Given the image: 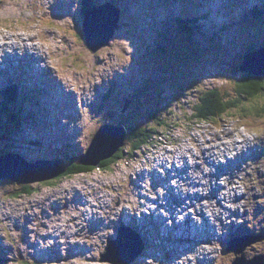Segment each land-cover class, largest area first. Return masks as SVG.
<instances>
[{
    "label": "rangeland",
    "instance_id": "374dc122",
    "mask_svg": "<svg viewBox=\"0 0 264 264\" xmlns=\"http://www.w3.org/2000/svg\"><path fill=\"white\" fill-rule=\"evenodd\" d=\"M87 1L91 7L110 2L120 10L119 30L96 54L82 33L84 0H0V157L12 153L29 163H68L86 153L103 125L128 130L154 118L173 128L159 129L151 147L134 157L126 152L107 171L29 185H43L33 195L18 196L23 186L0 179V264H112L101 262L108 240L118 237L121 226L137 232L140 225L150 242L133 264H232L235 254L226 249L233 234L253 229L252 235L264 236V115L248 120L257 127L226 116L221 130L196 126L191 116L210 90L236 98L237 82L245 76L237 64L247 50L264 47V0ZM10 84L19 91L14 89L15 103L6 112L2 96ZM242 142L252 155L243 149L242 158L232 160L234 182L219 179L210 186L209 167L216 173L219 162L235 158L221 156L223 144ZM256 147L261 156L253 160ZM193 160L205 174L197 168L182 172ZM194 180L207 190L197 189ZM216 182L227 187L223 198L231 191L239 199L223 202L237 215L217 237L208 225L214 232L209 244L198 238L185 242L176 231L182 227L170 228L185 219L184 210L196 217L198 208L174 207L177 193L168 188L210 193ZM206 215L213 223L212 213ZM244 254L247 260L264 255V241Z\"/></svg>",
    "mask_w": 264,
    "mask_h": 264
},
{
    "label": "water",
    "instance_id": "95a60500",
    "mask_svg": "<svg viewBox=\"0 0 264 264\" xmlns=\"http://www.w3.org/2000/svg\"><path fill=\"white\" fill-rule=\"evenodd\" d=\"M82 28L84 41L88 50L96 54L107 47L120 28V10L117 6L107 3L100 7L89 8L84 16ZM244 62L238 65L243 74L264 77V47L243 57ZM130 102L125 104L127 109ZM127 138L126 129L121 125H103L95 134L88 150L80 156L76 164L86 167H99L104 161L112 159L124 146ZM4 140L3 138L0 141ZM75 159V158H74ZM69 171L66 160L59 158L54 161L29 163L19 154H6L0 157V179L14 182L17 186H29L55 180ZM119 237L110 240L101 262L112 264H133L144 252L145 245L140 235L123 226L119 228ZM264 241L263 236H246L233 240L228 251L236 255L233 264H264V256L247 260L245 250Z\"/></svg>",
    "mask_w": 264,
    "mask_h": 264
},
{
    "label": "trees",
    "instance_id": "16d2710c",
    "mask_svg": "<svg viewBox=\"0 0 264 264\" xmlns=\"http://www.w3.org/2000/svg\"><path fill=\"white\" fill-rule=\"evenodd\" d=\"M92 4L87 0L83 2L82 13L83 16L86 11L91 8ZM184 24V23H183ZM14 89L18 91L15 85L10 86L7 89V93L2 96L3 104H8L4 107L5 111H9V107L15 103L16 93ZM243 102H249L248 105H244ZM160 121L158 114H153ZM264 115V77H259L251 74H245L242 80L237 82L236 98L228 99L223 96L217 89L210 90L199 97L197 105L194 107L191 121L195 122L196 126L203 123L215 124L222 126L224 118L228 116L230 119H238L239 121L255 120L260 121ZM152 124L140 125L134 123L130 128L123 126L127 131V138L124 146L115 154L112 159L104 161L99 167H86L76 164L77 159H71L68 162L69 171L61 177L68 176L74 177L79 174H89L95 170L107 171L115 164L124 161L126 158L125 153L129 152L131 157L140 153L145 147L149 148L155 142L156 137L159 134L161 128H173L171 125L160 121L155 124L156 119H151ZM251 122V121H249ZM255 123V122H251ZM129 143V149L126 150V143ZM60 178V177H59ZM59 178L54 182H58ZM47 183V182H46ZM55 184V183H52ZM37 189V188H36ZM36 189L29 186H23L15 194L18 196L20 193L26 195H33Z\"/></svg>",
    "mask_w": 264,
    "mask_h": 264
},
{
    "label": "bare ground",
    "instance_id": "6f19581e",
    "mask_svg": "<svg viewBox=\"0 0 264 264\" xmlns=\"http://www.w3.org/2000/svg\"><path fill=\"white\" fill-rule=\"evenodd\" d=\"M102 6V5H101ZM250 8H253V9H256V6L255 5H253L252 7H250ZM249 8V9H250ZM191 22V21H190ZM192 23V22H191ZM196 27V23L193 21V24H192V28H195ZM10 39V38H9ZM9 39L7 38L6 40L7 41H9ZM17 47V46H16ZM11 50V49H10ZM7 52V51H6ZM13 53V52H12ZM10 54V53H9ZM5 55V54H4ZM10 56V55H9ZM44 72H46L45 70H43ZM259 124H261V123H259ZM258 124V125H259ZM257 127V126H256ZM258 128H260V127H258ZM44 145V144H43ZM236 148V145H234V146H232V147H229L228 148V151H232V150H234ZM236 150H238V147L236 148ZM259 152H260V148H259ZM237 159H240V158H242V156H243V153H242V155L240 154V152H238L237 153ZM206 156H210L208 153H206ZM221 156H225V154L223 155V154H221ZM217 161H218V158L217 157H214ZM214 161V163H217V161ZM222 165V168H223V170L222 171H225L226 170V165L225 164H221ZM190 167V168H188V171H189V169H191V168H196V165L193 163L192 165H190L189 163L187 164V166L186 167ZM196 170V169H195ZM203 171H205L204 170V168H197V172H199V173H201V174H204V172ZM188 173V172H187ZM193 173L191 172V174H190V176H189V178H192L193 179ZM224 176L225 178H231L232 180H233V182H234V173H231V172H224V173H222L221 171H218V172H213V173H211V174H209V175H205V178L209 181V183H211L210 184V186L211 185H213V183H215V182H213L214 180H217L220 176ZM186 178V177H185ZM185 178H184V180H185ZM183 180V181H184ZM194 182H195V186H196V188L197 189H203V191H206L207 190V185H205V184H202L201 182H199L198 180H194ZM225 182V181H224ZM164 183V182H163ZM167 185V184H166ZM202 185V186H201ZM168 187V186H167ZM179 189H180V192H183L184 194L185 193H187L186 192V190H184V189H181L180 187H179ZM224 190H227V187H218V183H216L215 185H214V187H213V190H212V192H211V194H204L203 192H201V194H202V197H205V198H202V199H199V198H192V197H194L193 195H194V193L197 195V194H199V195H201L200 194V192H198V191H194L193 193H189L190 194V197L192 198V199H190V202L192 203V206L193 207H195V208H198L197 209V212H196V214H197V218H194L193 216H189L190 218H188V220L189 221H193V224H191V225H189V227H183L182 225H180V224H177V226H179V227H182V229H183V231L186 233V234H188V236H189V238L188 239H185L184 238V241L186 242L187 240L188 241H192L193 240V237H192V234L193 233H195V236H199V234H203L204 233V231H206V232H208V235H209V237H210V239L209 240H211L212 239V237H211V233L213 234L214 232V235L217 237V236H219L220 235V230H221V232L223 233L224 231H225V228L228 226V222H230V223H232V214L233 215H237V212L238 211H232L233 209L232 208H228V207H226V205H224V201H228V202H231L232 204H237L238 202H239V199L237 198V196H232V192L231 191H229V192H226V194H224L225 195V197L223 198V196L221 195V194H223V192H224ZM168 191L170 192V193H172V192H174V188L171 186V187H169L168 188ZM176 191V190H175ZM177 191H179V190H177ZM200 191V190H199ZM178 194V193H177ZM177 199V201L179 200V198H176ZM240 199H243V196L240 198ZM207 201L206 202V204H204L203 205V201ZM244 200H245V198H244ZM213 202V203H212ZM183 204V203H182ZM180 206V205H179ZM186 205L184 204V205H181L180 206V209H181V211H182V209L185 207ZM185 209V208H184ZM173 211H174V209H172ZM201 210V211H200ZM180 211V212H181ZM184 211H187V210H184ZM182 212V214H185L186 215V213L187 212ZM206 211H210L211 213H212V216H213V220H214V222H215V224L216 225H214V222L212 223L210 220H209V218H208V215H206ZM174 214V213H173ZM245 214H246V212H245ZM220 215H221V217H220ZM192 217H193V219H192ZM171 218L173 219V215H171ZM225 218V219H224ZM199 219H203V220H205V221H207L210 225H212L213 227H214V229H215V231L213 232V231H211V229L210 230H206L203 226H201L200 224H199ZM231 219V220H230ZM177 220V219H176ZM175 220V221H176ZM135 225V224H134ZM140 225V224H139ZM176 226V227H177ZM135 227H136V225H135ZM223 227V228H222ZM136 229H138V233L140 234V236H141V239H142V241L145 243V244H147V243H149L150 241H148V240H146V238H145V236H144V233H145V231H144V228L142 227V225H140L139 227H136ZM141 230V232H140V230ZM146 230V229H145ZM170 230L173 232V230H175V229H173V228H170ZM251 231H250V234H254V232H255V230H253V229H250ZM216 231H218V234L216 233ZM66 234V233H65ZM177 233L175 232V235H176ZM59 237H60V235H58ZM236 235H232L231 237H235ZM118 237H119V232H118ZM117 237V238H118ZM185 237V236H184ZM117 238H115V239H111V240H116ZM220 237H218L217 239H215V241L217 242V243H219L220 242ZM110 240H108V242H109ZM184 242V243H185ZM204 242L205 243H207V238H205L204 239ZM192 243V242H191ZM190 243V244H191ZM188 244V243H187ZM208 244V243H207ZM214 244V243H213ZM68 245H69V243H68ZM67 245V246H68ZM211 245V244H210ZM71 246V245H70ZM70 248V247H69ZM181 251V250H180ZM216 254H218L217 252H216Z\"/></svg>",
    "mask_w": 264,
    "mask_h": 264
},
{
    "label": "flooded vegetation",
    "instance_id": "af4514ba",
    "mask_svg": "<svg viewBox=\"0 0 264 264\" xmlns=\"http://www.w3.org/2000/svg\"><path fill=\"white\" fill-rule=\"evenodd\" d=\"M68 178V176L60 177L58 181H61L62 179ZM43 184V183H42ZM43 185L37 186V188L42 187Z\"/></svg>",
    "mask_w": 264,
    "mask_h": 264
}]
</instances>
